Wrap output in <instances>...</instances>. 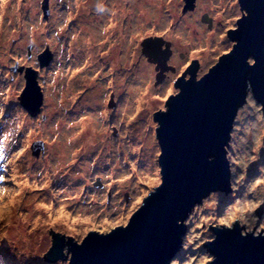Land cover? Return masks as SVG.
Wrapping results in <instances>:
<instances>
[{
  "label": "rangeland",
  "instance_id": "1",
  "mask_svg": "<svg viewBox=\"0 0 264 264\" xmlns=\"http://www.w3.org/2000/svg\"><path fill=\"white\" fill-rule=\"evenodd\" d=\"M42 1L0 0V264H49L43 256L53 229L82 240L84 233L127 223L160 183L153 116L176 89L173 79L157 82L142 41L162 35L174 44L178 72L200 60V79L230 49L226 34L245 15L239 0H198L196 14H183L182 0H48L44 20ZM85 35L90 41L83 44ZM45 52L49 66L39 68L36 56ZM15 63L38 71L42 106L35 118L19 104L24 79L11 71ZM246 99L238 120L247 107L253 113L243 115L241 126L237 121L228 148L232 190L210 194L192 210L171 264L211 260L204 247L210 225L240 220L264 230V115L250 92ZM36 141L43 155L33 154ZM4 144L12 156H3ZM96 178L105 187H93Z\"/></svg>",
  "mask_w": 264,
  "mask_h": 264
},
{
  "label": "water",
  "instance_id": "2",
  "mask_svg": "<svg viewBox=\"0 0 264 264\" xmlns=\"http://www.w3.org/2000/svg\"><path fill=\"white\" fill-rule=\"evenodd\" d=\"M184 2L182 11L186 12L195 0ZM239 6L245 15L226 34L230 49H224L200 79V60H193L189 77L184 74L176 80L165 110L153 116L160 183L150 188L133 214H127V223L84 233L82 240L53 229L51 245L43 256L45 262L171 264L184 246L192 210L210 194L231 192L227 150L248 92L264 115V0H239ZM41 12L46 20L48 0L42 1ZM144 41L142 54L156 64L154 58L159 57H149L146 52L159 51L165 45V51H159L164 58L170 51L160 39ZM48 52L37 56V67L48 66ZM14 65L11 71L24 79L19 104L35 118L42 106L38 71ZM164 69V65L156 67L160 74L157 82ZM31 150L35 156L43 155V143L34 142ZM256 215L259 218L260 212ZM205 241L204 247L212 256L205 264H264L260 225H240V220L210 225V240Z\"/></svg>",
  "mask_w": 264,
  "mask_h": 264
},
{
  "label": "flooded vegetation",
  "instance_id": "3",
  "mask_svg": "<svg viewBox=\"0 0 264 264\" xmlns=\"http://www.w3.org/2000/svg\"><path fill=\"white\" fill-rule=\"evenodd\" d=\"M124 1V0H123ZM125 1H127V0H125ZM136 1H139V0H136ZM197 1L198 0H195V2L194 3H192V6H193V8L191 9V10H188V11H190L191 13H194V14H196V12H197ZM115 3L116 2H120L119 0H115L114 1ZM194 4V5H193ZM126 6H127V4H125ZM182 5L184 6L185 5V2H184V0H182ZM97 10H100V9H97ZM187 12V11H186ZM186 12H182L183 14L184 13H186ZM206 15V14H205ZM202 17H203V15H202ZM202 17H201V23H203V21H202ZM238 20V19H237ZM110 22L109 21H107V24H109ZM207 25V24H206ZM109 26H107V28H108ZM139 28V27H138ZM104 29V28H103ZM235 28H231L230 30H234ZM230 30H228V31H230ZM133 36V33L130 31V34H128V40L131 38ZM147 39H160L164 44H168L169 45V48H170V51H167V52H165L166 53V55H165V57L164 58H166V61H163V59L164 58H162V56H159V58H154V60H156V62H157V64H156V67H157V69L159 68H161L162 67V65H164L165 66V69L161 72V75H162V81H160V83H162V82H164V81H170L171 79H173V81H172V84L174 85L175 84V82H176V80L178 79V78H180V77H182V75H184L185 74V78H188L189 77V74H187V73H189V69L190 68H188V69H186V73L184 72V69L181 71V72H178L177 71V67L175 66V60H174V58H175V51L173 50V46H174V44H172V42L171 41H167L162 35H157V34H153V36L152 35H150V36H148V37H146V38H144V40H147ZM143 40V41H144ZM142 41V42H143ZM164 47H165V45L160 49L159 48V51H161V52H164L163 51V49H164ZM190 54V53H189ZM189 54H187V57L188 58H190L189 57ZM54 56H55V54H54ZM68 56L70 57V58H75V53L73 52V51H70V49H68ZM177 57H178V59L179 60H184L185 59V56H184V53H182V52H179L178 54H177ZM66 58V57H65ZM67 60H71V59H69V58H66ZM72 59V60H73ZM147 61H149V60H147ZM149 62H151V61H149ZM187 64V63H186ZM155 67V68H156ZM184 72V73H183ZM158 73H159V71H158ZM188 75V76H187ZM164 77V78H163ZM233 131V130H232ZM43 154H44V152H43ZM98 182H100L101 183V179L100 178H96L95 179V181L93 182V187H96L95 186V184H98ZM103 187H105V185H103V183H101V185H99V186H97L96 188L97 189H102ZM108 197H109V194H108ZM107 201H108V199H107Z\"/></svg>",
  "mask_w": 264,
  "mask_h": 264
},
{
  "label": "bare ground",
  "instance_id": "4",
  "mask_svg": "<svg viewBox=\"0 0 264 264\" xmlns=\"http://www.w3.org/2000/svg\"><path fill=\"white\" fill-rule=\"evenodd\" d=\"M31 1H32V0H30V2H31ZM31 5H33V3L29 4L30 7H32ZM31 12H32V11H31ZM111 29H112V28H108L109 31H110ZM197 34H198V33H196L195 36H196ZM141 36H142V32L133 38L132 43L134 44V40L136 41V40H137L139 37H141ZM87 38H88V37H86V35H85V42H83V44L86 43L87 41H90V39L87 40ZM209 48H210V47L207 48V53H208ZM195 55H196L195 52H194L193 54L190 53V54H189V57H193V56H195ZM144 101H145V99H140L139 102H138V104H137V105H139L138 107H140L141 105H143L142 102H144ZM144 105H145V107H149V105H146V104H144ZM2 107L4 108L3 105H2ZM250 112L253 113V109H252L251 107H247L245 110H243V111L241 112V114H240V118H239V120H237V121H239V126H241V121L243 120V118H242L243 115H248V113H250ZM2 123H3V122H0V126L2 125ZM257 125H258V122H257ZM257 125H256V127H257ZM127 132H128V134H129V136L131 137V140H132V141L136 139V135H134L130 130H127ZM236 136L238 137V134H237V133H236ZM235 139H236V138H235ZM233 140H234V139H233ZM233 140H232V141H233ZM254 141H255L256 143H258L259 138H258L257 135L255 136ZM228 152H229V151H228ZM258 152H259V151H258ZM253 155H254V156H257V155H256V152L253 153ZM3 156H4V153H3Z\"/></svg>",
  "mask_w": 264,
  "mask_h": 264
},
{
  "label": "snow or ice",
  "instance_id": "5",
  "mask_svg": "<svg viewBox=\"0 0 264 264\" xmlns=\"http://www.w3.org/2000/svg\"><path fill=\"white\" fill-rule=\"evenodd\" d=\"M145 54L148 55L149 57H159V56H163L164 55V53H161L158 50H156V51H149V52H146ZM0 179H3V177H0ZM262 234H264V230H262Z\"/></svg>",
  "mask_w": 264,
  "mask_h": 264
},
{
  "label": "trees",
  "instance_id": "6",
  "mask_svg": "<svg viewBox=\"0 0 264 264\" xmlns=\"http://www.w3.org/2000/svg\"><path fill=\"white\" fill-rule=\"evenodd\" d=\"M5 148H6V150H5ZM3 150H4V152H7L10 156H12V154L10 153V151H9V147H8V145H3ZM10 156H9V159H8V162H10L12 159L10 158ZM3 250H5V244L4 243H0V254H1V252H3Z\"/></svg>",
  "mask_w": 264,
  "mask_h": 264
},
{
  "label": "clouds",
  "instance_id": "7",
  "mask_svg": "<svg viewBox=\"0 0 264 264\" xmlns=\"http://www.w3.org/2000/svg\"><path fill=\"white\" fill-rule=\"evenodd\" d=\"M182 12H183V11H182ZM240 17H241V16H240ZM203 23H204V22H203ZM246 103H247V102H246ZM229 146H230V144H229ZM228 151H229V150H228ZM225 195H227V194H225ZM181 250H182V249H181ZM181 250H180V251H181ZM207 252H208V251H207ZM208 254H209V253H208ZM177 255H178V254H177ZM209 255H210V254H209ZM211 257H212V256H211Z\"/></svg>",
  "mask_w": 264,
  "mask_h": 264
}]
</instances>
